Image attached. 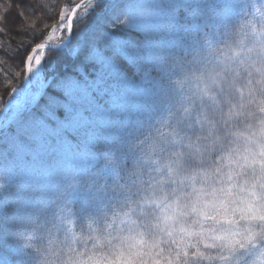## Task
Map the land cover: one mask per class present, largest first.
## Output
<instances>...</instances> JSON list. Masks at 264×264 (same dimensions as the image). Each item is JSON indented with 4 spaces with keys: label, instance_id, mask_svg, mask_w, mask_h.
<instances>
[{
    "label": "snow or ice",
    "instance_id": "1",
    "mask_svg": "<svg viewBox=\"0 0 264 264\" xmlns=\"http://www.w3.org/2000/svg\"><path fill=\"white\" fill-rule=\"evenodd\" d=\"M106 9L111 26L79 39ZM238 9L67 0L45 35L32 4H0V34L33 38L0 110L15 264H264V6L239 27Z\"/></svg>",
    "mask_w": 264,
    "mask_h": 264
},
{
    "label": "trees",
    "instance_id": "2",
    "mask_svg": "<svg viewBox=\"0 0 264 264\" xmlns=\"http://www.w3.org/2000/svg\"><path fill=\"white\" fill-rule=\"evenodd\" d=\"M118 0H109L110 5H115ZM18 3L32 4L35 8V15L26 17L28 20V25H35L36 32L47 34V31L50 30L52 25L57 23V14L67 5V0H17ZM79 0H73V6L75 3H78ZM4 0H0V4H3ZM40 4H43L44 7L41 8ZM110 9H106L105 13L98 15L88 26L81 25L82 28L79 39L83 40L86 36H90L91 33L100 28L103 20L108 18V12ZM17 9L14 7L12 9V15L9 17V21L16 20L19 22L16 17ZM83 9H80L77 12V16L81 15ZM235 22L237 27L240 25V21L236 18ZM11 29V24L7 25ZM57 37L61 35L59 30L56 33ZM23 39L25 44L32 42V33L29 31L26 35L21 37L17 35L15 29H11L10 34H0V110L4 109L6 103L13 99L14 93L5 92V81L15 84L17 88L21 86V80L19 79V73L22 69L18 66L19 59L14 58L15 51L17 50V45L21 44ZM67 39V36H65ZM54 43H59L57 39ZM67 56V53H65ZM64 58H58L53 60L47 69L49 73H55L63 69ZM207 264V262H205Z\"/></svg>",
    "mask_w": 264,
    "mask_h": 264
},
{
    "label": "rangeland",
    "instance_id": "3",
    "mask_svg": "<svg viewBox=\"0 0 264 264\" xmlns=\"http://www.w3.org/2000/svg\"><path fill=\"white\" fill-rule=\"evenodd\" d=\"M123 0H118L115 5L122 3ZM236 3L240 4L243 7V10H237L234 18L241 22L244 20H250L255 17L256 20H259V14L256 12V8H261L264 6V0H235ZM255 5V7H253ZM112 15L111 9L108 12V17ZM108 18L103 20L101 27L98 29L110 27ZM161 131L167 132V128H162ZM79 233V228L76 229ZM15 240L10 239L6 240L3 236H0V261H4L5 264H15Z\"/></svg>",
    "mask_w": 264,
    "mask_h": 264
},
{
    "label": "clouds",
    "instance_id": "4",
    "mask_svg": "<svg viewBox=\"0 0 264 264\" xmlns=\"http://www.w3.org/2000/svg\"><path fill=\"white\" fill-rule=\"evenodd\" d=\"M134 2H139L142 4H149V3H154V4H161V3H167L168 0H134ZM171 34L174 36V38L179 41L183 38L184 33H182L179 29H170ZM176 55H181L183 56L184 53L180 50H177ZM188 61L191 60V56L185 57ZM7 163V161L0 159V170H2L3 166Z\"/></svg>",
    "mask_w": 264,
    "mask_h": 264
},
{
    "label": "water",
    "instance_id": "5",
    "mask_svg": "<svg viewBox=\"0 0 264 264\" xmlns=\"http://www.w3.org/2000/svg\"><path fill=\"white\" fill-rule=\"evenodd\" d=\"M80 9L77 10V12L79 11Z\"/></svg>",
    "mask_w": 264,
    "mask_h": 264
}]
</instances>
